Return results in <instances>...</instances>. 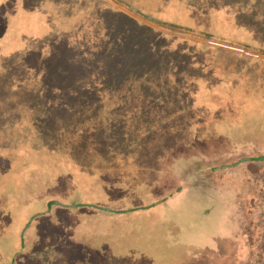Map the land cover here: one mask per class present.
Listing matches in <instances>:
<instances>
[{
  "label": "rangeland",
  "instance_id": "1",
  "mask_svg": "<svg viewBox=\"0 0 264 264\" xmlns=\"http://www.w3.org/2000/svg\"><path fill=\"white\" fill-rule=\"evenodd\" d=\"M52 1L0 0V264H264V161L204 169L264 154V0Z\"/></svg>",
  "mask_w": 264,
  "mask_h": 264
},
{
  "label": "water",
  "instance_id": "2",
  "mask_svg": "<svg viewBox=\"0 0 264 264\" xmlns=\"http://www.w3.org/2000/svg\"><path fill=\"white\" fill-rule=\"evenodd\" d=\"M250 160L264 161V154L261 155V156H258L257 158L243 157V158H241L240 160H238V161H236V162H234V163H232V164H222V165H220V166H215V167H213V168H211V169L205 167L204 169H206V170H214V171H215V170H222V169L230 168V167L236 166V165H238V164H240V163H242V162H246V161H250ZM201 171H202V169H199V170H198V173H200ZM53 204L60 205V206H62V207H71V206H78V207H80V206H84V205H89V206L97 207V208H99V209H102V210H105V211H108V212H112V211H115V212H125V211H121V210H113V209H111V208H106V207H101V206H96V205H91V204L64 205L63 203H61V202H59V201H53L52 205H53ZM52 205H51V206H52ZM51 206H50V207H51ZM152 206H155V204H152V205H149V206L136 207V208H134L133 210L146 209V208H149V207H152ZM50 207H49V208H50ZM39 215H40V214H35V215L31 218V220L29 221V224L27 225V227H29L30 224L32 223V221L34 220V218H35V217H38ZM27 227H25V229H24V231H23V236L25 235V232H26V228H27Z\"/></svg>",
  "mask_w": 264,
  "mask_h": 264
},
{
  "label": "trees",
  "instance_id": "3",
  "mask_svg": "<svg viewBox=\"0 0 264 264\" xmlns=\"http://www.w3.org/2000/svg\"><path fill=\"white\" fill-rule=\"evenodd\" d=\"M65 6L66 5H63V4H60V3L56 4V2H53L51 0L50 7L47 9L46 13H48L51 16V22L50 23L52 25L56 24V19H60L61 20V18L63 17V15L60 16L62 14L61 8H64ZM71 25H72L71 23H68L66 29L72 31V29H70ZM129 212H131V210H128V213Z\"/></svg>",
  "mask_w": 264,
  "mask_h": 264
},
{
  "label": "crops",
  "instance_id": "4",
  "mask_svg": "<svg viewBox=\"0 0 264 264\" xmlns=\"http://www.w3.org/2000/svg\"><path fill=\"white\" fill-rule=\"evenodd\" d=\"M153 204H155V206H156V203H153ZM149 205H152V204H149ZM149 205H145V206H149ZM80 207H92V206H89V205H84V206H80ZM152 207H154V206H152ZM152 207H149V209L150 208H152ZM96 209H99V208H97V207H95ZM134 208H132V209H130L131 211H137V210H133ZM146 209H148V208H146ZM100 210H102V209H100ZM138 210H144V209H138ZM102 211H104V214H107V215H112L111 213H114V214H116V215H125V214H127L128 213V210H121V211H125V212H115V211H112V212H108V211H105V210H102Z\"/></svg>",
  "mask_w": 264,
  "mask_h": 264
}]
</instances>
